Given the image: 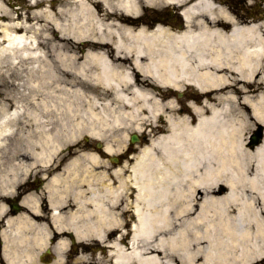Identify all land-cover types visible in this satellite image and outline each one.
Masks as SVG:
<instances>
[{
    "label": "bare ground",
    "instance_id": "bare-ground-1",
    "mask_svg": "<svg viewBox=\"0 0 264 264\" xmlns=\"http://www.w3.org/2000/svg\"><path fill=\"white\" fill-rule=\"evenodd\" d=\"M47 1L20 12L0 0V78L10 66L26 70L18 86L28 90L1 91L0 192L46 175L56 229L97 239L96 264H264V143L251 151L244 136L248 109L264 124V9L249 17L228 0ZM161 3L182 5L184 29L139 20ZM160 87L194 89L201 102L165 115L167 131L132 163L98 170L100 155L78 144L117 127L141 131L138 102L153 119L175 108ZM7 228V253H25L29 226L10 218ZM32 228L42 246L46 228ZM67 245L56 244V264Z\"/></svg>",
    "mask_w": 264,
    "mask_h": 264
},
{
    "label": "flooded vegetation",
    "instance_id": "flooded-vegetation-1",
    "mask_svg": "<svg viewBox=\"0 0 264 264\" xmlns=\"http://www.w3.org/2000/svg\"><path fill=\"white\" fill-rule=\"evenodd\" d=\"M148 11L143 16L144 20L154 23L158 21L171 24L177 23V26L181 29L184 27H181L183 21H181L177 10L173 11L174 15L168 9ZM176 16L179 17L177 22L174 21ZM97 146L95 144L94 149L98 150ZM7 153L8 149L6 148L0 151L4 159L7 158ZM46 183V175L41 173L30 175L29 173L23 181L16 183L12 193L0 192V205H4L3 211H0V264H56L58 257L55 247L61 240H66L68 245L59 264H75L74 260L81 252H89V249L98 243L97 239L94 238L79 239L75 231L56 229L51 202L46 191L42 190ZM34 198L36 202L33 200ZM30 200H33V203ZM34 205L37 206V210L34 209ZM10 218H18V220H22L29 226L27 235L31 241L26 249L23 248L25 253H7L8 244L4 232L8 229L11 231L10 228H7V221ZM30 224L31 226L35 224V228L38 225H43L46 228L47 235L42 242V247L32 243L35 241L34 236H36L37 231H34V228H32L33 231H30Z\"/></svg>",
    "mask_w": 264,
    "mask_h": 264
},
{
    "label": "rangeland",
    "instance_id": "rangeland-1",
    "mask_svg": "<svg viewBox=\"0 0 264 264\" xmlns=\"http://www.w3.org/2000/svg\"><path fill=\"white\" fill-rule=\"evenodd\" d=\"M243 1L247 4L249 2V0H242V2H232L233 4H238V6H234L235 9H238V7L241 6V3H242V6L243 5ZM254 1V4H248V6H245L249 11H252V13L254 15H258L259 13V8H258V5L262 6V4H260V2H263L261 0H251V2ZM60 2V0H56V1H53V0H48L47 1V4L51 7V6H56V4H58ZM19 5V9L18 10H15V9H12V10H15V11H28V10H31V8H35V6H38V5H43V3H38V4H31L29 3V1H24V0H8V6L9 8H13L14 6H17ZM165 3H161V5L157 6V7H149L148 6V9H153V8H159V9H162L163 7H165ZM256 7V8H254ZM147 9V7H146ZM262 9V8H260ZM260 16V18H264V15H258ZM56 36V35H54ZM79 44V43H78ZM69 47L71 48H75L76 50H83V48H85L84 45L81 46V44L77 45L76 43H71L69 45ZM21 64H19V67H20ZM11 69H10V75H7L6 78H3L1 79L0 78V98H1V91H3V93H5L7 90H9L11 88V84H14L15 86H18V83L20 85H24L26 84V81H27V72L26 70H21V69H15L13 68L12 66H10ZM20 91L21 92H27L28 90L25 89L26 86H18ZM23 89H25V91H23ZM167 91L165 88H161V91H156V94L157 96H159V99L161 100V103L162 104H167L168 102L170 101H174L176 103V99H173V98H176V97H173V95H168L167 96L165 95ZM18 93V90L15 89V94H21ZM2 93V94H3ZM190 100H197V101H200V97L197 93L196 90L194 89H189L188 91L185 92V96L184 98L182 99V103H180L182 105V107L184 108V110H189L188 109V104L190 102ZM103 101V100H101ZM138 104L141 106L140 108V111L138 112V114L142 117L140 120H138L137 122H141V126H142V130L139 132V135L140 137L142 138L144 135H148L150 136L152 139L157 137L159 134L161 133H165L167 130L164 129V121H163V116L165 114H172L174 112H179V110L177 109V106H175V108H168L167 105L164 106V108L162 109V114H159L155 119H153L150 115H149V112L147 109L145 108H142L143 107V104L141 102H138ZM127 109L129 107H126ZM185 111V112H186ZM180 113V112H179ZM248 114L250 115V119H249V122H248V126L247 128L244 130V136H249V134L257 127V124L258 122L256 121V118L251 116V110L248 109ZM145 116V118L143 119V117ZM149 131V133H147ZM135 132L134 130H132V128L129 126V127H117L114 131H110V132H107L106 133V137L104 140H96L94 138H91L89 137L90 139V143H88L90 146L94 145L95 142H100V143H104L107 145V143H110L114 146V149L117 150L115 155H118V153H121L122 151L125 150L126 147H128V144H129V135L131 133ZM161 132V133H160ZM13 139H10V141H12ZM13 142V141H12ZM142 142H144V144H148L149 143V140H145ZM72 145V144H71ZM139 147H142L143 146V143H138L136 144ZM133 144V146H136ZM67 147H69V145H67ZM132 149V152L133 153H130L131 155H135L137 154L138 152V149L137 148H131ZM249 150L252 151L251 148L248 147ZM89 150H92V149H89ZM126 151V150H125ZM62 153H65V150H62ZM129 152H125V156L128 160V163L127 164H130L133 162V159L131 158V155L130 157H128L129 155ZM123 156V157H125ZM114 167L112 168H116L117 165H113ZM120 166H122L120 164ZM111 169L107 166H102L101 168H97L98 170L99 169ZM227 188V187H226ZM133 198L130 197L129 200H132ZM128 219L130 220V223L128 224V226L124 227L123 231H125L124 233L128 232L130 230V227H131V223L135 220L134 219V216L133 215H129L128 216ZM101 253V251H98V249H96V251H89L87 254H89L88 257L91 258V264H96V261L93 259L95 257V254L96 253ZM199 258V262L202 261L203 257H198ZM95 262V263H94ZM254 264H262V262L259 260L257 262H255Z\"/></svg>",
    "mask_w": 264,
    "mask_h": 264
},
{
    "label": "water",
    "instance_id": "water-1",
    "mask_svg": "<svg viewBox=\"0 0 264 264\" xmlns=\"http://www.w3.org/2000/svg\"><path fill=\"white\" fill-rule=\"evenodd\" d=\"M260 134L259 135H253L251 137V140H252V146L254 147L255 145H258L262 142V135H264V127L261 126L260 127ZM138 140V136L136 134H132V138H131V141L132 142H135Z\"/></svg>",
    "mask_w": 264,
    "mask_h": 264
}]
</instances>
